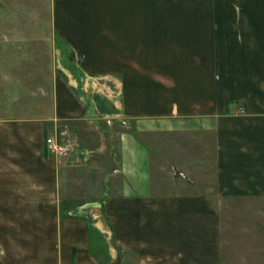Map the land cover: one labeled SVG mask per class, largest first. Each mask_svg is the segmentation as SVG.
Wrapping results in <instances>:
<instances>
[{
    "label": "crops",
    "instance_id": "crops-1",
    "mask_svg": "<svg viewBox=\"0 0 264 264\" xmlns=\"http://www.w3.org/2000/svg\"><path fill=\"white\" fill-rule=\"evenodd\" d=\"M40 2L80 71L119 82L131 129L102 135L60 75L50 116L0 118V264H99L106 228L140 264H220L218 209L160 189L213 152L220 196L264 198V0ZM49 136L73 137L68 157Z\"/></svg>",
    "mask_w": 264,
    "mask_h": 264
},
{
    "label": "rangeland",
    "instance_id": "rangeland-1",
    "mask_svg": "<svg viewBox=\"0 0 264 264\" xmlns=\"http://www.w3.org/2000/svg\"><path fill=\"white\" fill-rule=\"evenodd\" d=\"M39 1L0 0V118L50 116L52 78L60 75L88 106L102 135L111 130H130L131 122L120 116L119 82L113 77L89 76L80 71L70 60L66 43L51 33L46 23L49 8ZM37 15L44 22L29 24ZM147 139L155 149L153 158L156 156L160 161L159 139L153 136ZM203 157L199 161L202 168L196 167V176L190 174L194 173L193 168L175 169V178L182 182L161 185L160 190L201 193L210 199L219 212L220 264H264V198L220 196L214 153ZM79 207L72 214L90 219L94 226L98 217L102 221L98 211L90 209L88 204ZM104 231L94 237L98 240L94 241L93 253L99 264H140L136 254L117 245L108 228Z\"/></svg>",
    "mask_w": 264,
    "mask_h": 264
},
{
    "label": "built area",
    "instance_id": "built-area-1",
    "mask_svg": "<svg viewBox=\"0 0 264 264\" xmlns=\"http://www.w3.org/2000/svg\"><path fill=\"white\" fill-rule=\"evenodd\" d=\"M75 142L71 137L49 136L45 140L47 152L56 158H66L73 151Z\"/></svg>",
    "mask_w": 264,
    "mask_h": 264
}]
</instances>
